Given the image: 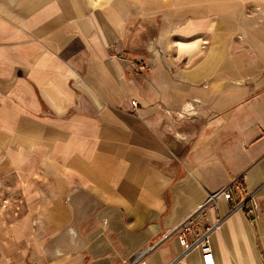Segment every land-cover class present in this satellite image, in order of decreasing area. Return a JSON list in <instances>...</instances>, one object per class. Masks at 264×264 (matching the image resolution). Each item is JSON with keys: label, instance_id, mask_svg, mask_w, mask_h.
<instances>
[{"label": "crops", "instance_id": "crops-1", "mask_svg": "<svg viewBox=\"0 0 264 264\" xmlns=\"http://www.w3.org/2000/svg\"><path fill=\"white\" fill-rule=\"evenodd\" d=\"M237 179L264 185V0H0V264H173ZM257 201L216 264H264Z\"/></svg>", "mask_w": 264, "mask_h": 264}, {"label": "built area", "instance_id": "built-area-1", "mask_svg": "<svg viewBox=\"0 0 264 264\" xmlns=\"http://www.w3.org/2000/svg\"><path fill=\"white\" fill-rule=\"evenodd\" d=\"M263 186L253 191H245L243 181L237 179L232 184L211 193L207 201L176 229L175 233L183 247V253L173 264H181L180 258L193 250H198L201 253L204 264H216L212 243L214 233L224 225L229 215L237 211H241L248 221L255 223L259 217L257 197ZM220 199L233 203V208L228 215L217 216L215 221L205 224L204 219L208 209L219 211ZM4 206L6 207V205ZM134 264H142V262Z\"/></svg>", "mask_w": 264, "mask_h": 264}, {"label": "rangeland", "instance_id": "rangeland-1", "mask_svg": "<svg viewBox=\"0 0 264 264\" xmlns=\"http://www.w3.org/2000/svg\"><path fill=\"white\" fill-rule=\"evenodd\" d=\"M142 68H145V67L141 65L140 69ZM18 203L19 201H17V197L14 195H5V197L3 198L1 197L0 198V214L7 212V210L10 209L12 215L14 216L15 215L14 213L19 209L17 206ZM4 205H6V207Z\"/></svg>", "mask_w": 264, "mask_h": 264}]
</instances>
